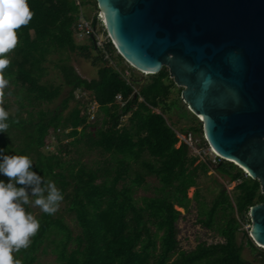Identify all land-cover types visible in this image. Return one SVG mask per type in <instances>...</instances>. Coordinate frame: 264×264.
Segmentation results:
<instances>
[{
    "label": "trees",
    "instance_id": "1",
    "mask_svg": "<svg viewBox=\"0 0 264 264\" xmlns=\"http://www.w3.org/2000/svg\"><path fill=\"white\" fill-rule=\"evenodd\" d=\"M85 2L89 1L28 0L34 16L17 30L19 44L10 54L6 73L20 90V99L16 110L9 111L7 132H0V150L7 155L29 156L32 170L55 182L64 196V211L73 216L79 230L74 234L60 211L54 215L40 211L36 216L41 225L38 234L29 248L14 253V257L22 264H34L40 253L47 252L54 255L57 264H261L264 249L257 247L246 231H242L243 242L251 252L259 250L261 262L243 258V243L237 241L241 221L233 214L241 219L252 205L264 201L260 184L222 158L214 168L228 181L236 182L234 200L222 186L197 219L222 241L198 242L188 251L180 249L177 221L181 211L177 206L188 211L191 198L187 191L208 171L210 162H197L198 157L190 155L184 143L178 145L177 128L166 116V111L179 106L176 98L168 101L176 85L168 67L147 73L141 82L134 72L129 78L123 69L109 65L92 42L91 46L76 44L72 26ZM106 48L108 53L115 52L111 42ZM91 49L97 51L94 64L103 63L97 76L84 77L60 58L55 66L62 82L45 78L51 52H75L90 58ZM116 57L123 60L118 53ZM64 85L68 90L60 102L53 108L44 107L61 94ZM78 89L87 91L89 97L84 94L69 105ZM116 93L121 94L123 103L116 100ZM92 99L104 111L100 123L88 120L87 103ZM7 105L5 102V109ZM123 115H127L126 122H121ZM178 130L201 135L202 122ZM50 133L56 139L72 137L69 144L84 143L89 150L110 158L94 166L79 160L65 162L62 154L67 144L58 152L43 151ZM147 175L158 179L160 193L138 201L135 189L145 183ZM0 180L8 182L2 174ZM197 197L195 191L193 198Z\"/></svg>",
    "mask_w": 264,
    "mask_h": 264
},
{
    "label": "water",
    "instance_id": "2",
    "mask_svg": "<svg viewBox=\"0 0 264 264\" xmlns=\"http://www.w3.org/2000/svg\"><path fill=\"white\" fill-rule=\"evenodd\" d=\"M96 1L118 54L141 72L168 67L206 142L264 195V0ZM247 216L264 245V201Z\"/></svg>",
    "mask_w": 264,
    "mask_h": 264
},
{
    "label": "rangeland",
    "instance_id": "3",
    "mask_svg": "<svg viewBox=\"0 0 264 264\" xmlns=\"http://www.w3.org/2000/svg\"><path fill=\"white\" fill-rule=\"evenodd\" d=\"M88 1L89 2H85L83 4L80 12L82 13L83 16L89 19H94L95 15H98L99 12L98 5L94 3V0H88ZM98 26L100 27L101 24H98ZM102 34L103 37L106 38V33L105 34L102 33ZM100 37H102V35H100ZM73 39L76 42V44L91 46L90 39L79 40V39H75L74 37ZM113 47L115 48L114 45ZM102 52L105 54V59H108L109 65L114 66L115 69H120V70L123 69L124 73L127 76H130L129 78L132 77L130 74L131 72H134L137 78L141 77V82L147 78V73L141 72L140 70L133 68L124 59L122 61L119 60L116 57V54L118 53L117 50H115V52L113 53L112 52L108 53L107 48H105V50H102ZM96 53L97 51L91 49L92 56L90 58H84L75 52H61V53L51 52L49 54L48 61L45 63L47 67V74L45 75V78L52 83L62 82V75L60 71L56 69L55 66V63L60 58H65V60L69 64H71L80 75L87 78L95 77L97 76V71L99 66L103 64L102 62L98 63L97 65L94 64L93 57L96 55ZM67 90L68 87L64 85L61 94L58 95L56 98H54L51 102L44 103L43 106L48 108H53L55 105H57L58 102H60L61 98L67 94ZM180 90H181V86L176 84L173 87L171 96L168 99L169 102L174 98L178 99L179 106H173L170 110L166 111V116L168 117L169 122H173L175 128L177 129L186 128L192 123L193 124L198 123V120H200L199 117L195 115L188 107V105L183 101V99L180 96ZM19 91L20 90L17 87H14L13 83L10 82L9 87L6 89V97H5V101L8 103L6 107L7 111L14 112L18 107L19 104L18 100L20 99ZM80 92L82 91H80L79 89L74 90V99H71L69 101V105L78 102L80 97L79 96ZM83 93H85L88 97L90 95L85 90H83ZM87 114H88L87 117L89 122H94L97 119L98 122L100 123L104 118V111L100 108L99 102L97 103V101L94 108L91 109V114H89V112H87ZM193 116L196 117V119H193ZM126 118L127 115H123L121 118V122H126L127 120ZM80 127L81 126H78V128ZM195 137L196 138H194V143L196 141L200 143L202 146L206 147L207 143H205L206 145L203 143V139H205L203 132L201 135L196 134ZM57 139L54 138V136L50 133L46 139L49 142L45 146V148H43V151L46 150L49 152H54V151L58 152V148H60V146L62 148V145L67 144L68 147L67 151L62 154V157L64 158L65 162H75L79 160L90 166H94L96 165L97 161L104 162L105 159L110 158L108 154L101 155L99 151L89 150L87 145L84 143H78L74 145L69 144V142L72 141V137L60 136V138L57 137ZM180 142L181 141H179L178 145H180ZM189 151L196 153L193 151L192 148H190ZM208 157L210 158L209 160L210 167L208 171L205 174L201 173L197 178L196 186L190 187L187 191L188 197L191 198L188 211H185L183 208L177 206V209L181 211V217L177 221L178 241H179L180 249L185 251L194 248L198 242L215 243L218 241H222V239L214 231H210L203 228L202 225L197 221V219L200 217L199 212L201 211L202 208L208 209V207L211 204V201L219 193L220 189H222V186H224L226 192L228 193L232 201L234 200V196H235L236 190L234 186L236 182L228 181L227 177L219 174L214 168L217 159L214 162L213 156H208ZM130 176H133V174L131 173ZM195 191H198L197 199L193 198ZM159 193H160V183L158 179L155 176L147 175L145 177V183L135 189L134 196L138 201H140V198L142 196H153ZM26 208L28 211L32 212L35 216H37L38 213L41 211L38 207L26 206ZM64 210H66V208H65V202L63 201L60 204L58 211L62 213L64 220L68 223L69 227L72 229L74 234L78 233L79 230L73 216ZM233 214L236 217H238V219L241 221V229L237 234V241L243 243V250H242L243 258L252 261L254 263H260L261 255L259 250L256 252H251L250 248L247 247L243 242L242 231H246L247 236H249V230L251 225L250 220H247L249 219L247 218L249 216H244L243 218L241 217L240 219L236 212H234ZM254 243L257 247H260L259 244H257L256 242ZM34 264H57V262L54 261V255L51 254L50 252H47L44 254L40 253L38 260L35 261ZM261 264H264V260L261 262Z\"/></svg>",
    "mask_w": 264,
    "mask_h": 264
},
{
    "label": "clouds",
    "instance_id": "4",
    "mask_svg": "<svg viewBox=\"0 0 264 264\" xmlns=\"http://www.w3.org/2000/svg\"><path fill=\"white\" fill-rule=\"evenodd\" d=\"M33 16L28 0H0V132L6 133L10 126V113L4 107L11 82L6 73L11 65L10 54L19 44L17 30L27 26ZM32 167L29 156L7 155L0 150V174L8 178L7 183L0 180V264H22L14 253L29 248L39 232L40 221L26 206L54 215L64 199L55 182L46 180Z\"/></svg>",
    "mask_w": 264,
    "mask_h": 264
},
{
    "label": "built area",
    "instance_id": "5",
    "mask_svg": "<svg viewBox=\"0 0 264 264\" xmlns=\"http://www.w3.org/2000/svg\"><path fill=\"white\" fill-rule=\"evenodd\" d=\"M76 3H80V0H76ZM100 15L101 12L99 11L98 15H96V21H95L94 19H89L83 16L82 13L80 12V14H78L76 20L73 23L72 31H73V37L75 39H79V40L90 39L95 49L102 51L105 50L106 45L109 42H111L114 46L115 44L113 43L110 34L107 32L105 21L100 17ZM98 24H101V26L99 27ZM102 33L104 34L106 33V38L103 37ZM100 35H102V37H100ZM84 94L85 93H83L82 90L79 96H82ZM115 98L118 102L123 103V99L120 93H116ZM96 101L97 100L95 99L88 101L89 104L87 103V112H89V114H91V109L94 108ZM176 132L179 141H181L187 146L188 151L190 150V148H192L193 151L196 152L193 153L189 151V154L193 156H197L198 161L199 160L209 161L210 158L208 156H213L214 162L216 161V159L218 160V158H220V155L217 154V152L207 142H206L207 145L205 144L206 147L202 146L200 143L196 141L194 143V138H196L195 137L196 134H193L191 130H187V132H181V130L176 129Z\"/></svg>",
    "mask_w": 264,
    "mask_h": 264
},
{
    "label": "bare ground",
    "instance_id": "6",
    "mask_svg": "<svg viewBox=\"0 0 264 264\" xmlns=\"http://www.w3.org/2000/svg\"><path fill=\"white\" fill-rule=\"evenodd\" d=\"M103 18H105V21L107 22V17L104 15V13L102 14ZM104 20V19H103ZM146 72V71H145ZM215 152V151H214ZM216 153V152H215ZM218 154V153H217ZM260 246H262L264 248V245L259 244Z\"/></svg>",
    "mask_w": 264,
    "mask_h": 264
}]
</instances>
